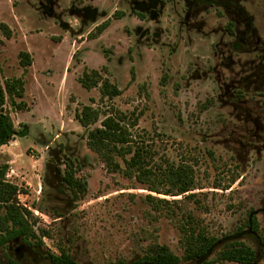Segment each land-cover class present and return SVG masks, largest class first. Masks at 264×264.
Segmentation results:
<instances>
[{
	"label": "rangeland",
	"instance_id": "1",
	"mask_svg": "<svg viewBox=\"0 0 264 264\" xmlns=\"http://www.w3.org/2000/svg\"><path fill=\"white\" fill-rule=\"evenodd\" d=\"M0 23L11 34L0 28V81L24 83L23 96L3 107L14 137L0 146V167L7 166L6 180L18 184L19 202L32 211L29 224L42 241L31 246L37 255L59 248L84 264H134L157 242L182 256L180 224L188 212L209 234L243 232L239 238L258 248L264 0H0ZM22 51L31 58L25 67ZM91 69L120 94L84 88L79 77ZM86 105L99 120L83 127L75 114ZM117 113L155 164L192 166L191 197L155 193L106 169L87 134ZM69 173L85 182L84 191L74 195ZM149 193L178 201L155 209L145 200ZM250 212L256 236L245 233ZM19 243L0 249V264L7 257L39 264L15 255ZM258 256L255 264H264L260 250Z\"/></svg>",
	"mask_w": 264,
	"mask_h": 264
},
{
	"label": "trees",
	"instance_id": "2",
	"mask_svg": "<svg viewBox=\"0 0 264 264\" xmlns=\"http://www.w3.org/2000/svg\"><path fill=\"white\" fill-rule=\"evenodd\" d=\"M105 25L106 22L102 23L99 31ZM230 25L228 26L229 31H231ZM0 28L6 32L7 37H10L11 34L6 24L0 23ZM19 56L24 67L31 63L28 52L22 51ZM79 82L86 89L99 86L101 95L105 97L112 98L120 94L118 86L102 76L97 69L85 70L79 77ZM23 84L21 78L8 79L4 84L0 81V146L7 144L14 137L12 122L3 107L8 100L15 105V98L23 96ZM17 105L21 108L20 104ZM75 117L81 126L88 127L99 120V113L86 105L76 112ZM125 119V114H109L101 120L100 126L88 131L86 143L102 160L106 169L123 172L127 177H134L138 182L146 185L149 191L155 193L191 197L192 194L189 192L192 191L195 183L192 166L184 162L155 164L149 149L132 137L130 123ZM6 169V165L0 167V248L17 239L28 240L29 238H35L33 245L39 248L42 243L41 238L35 234V230L29 224L32 211L19 202L20 187L6 180ZM65 181L74 195L84 191L86 187L85 182L71 173L66 174ZM160 185L164 187L163 190ZM145 200L155 209H161L164 206L169 209L172 203L178 201L172 202L152 193L147 194ZM26 226H29V230ZM246 227L245 233L257 235L258 220L253 212L249 213ZM180 230L182 232L180 239L183 248L182 256L172 252L165 244L153 242L135 260L134 264H180L182 262L188 264L218 262L255 264L259 258L258 250L264 255V237H259L257 249L239 238L243 232L219 238L201 227L190 212L183 215ZM41 234L44 236L47 232L42 231ZM49 254L52 264H83L63 250L61 254Z\"/></svg>",
	"mask_w": 264,
	"mask_h": 264
},
{
	"label": "flooded vegetation",
	"instance_id": "3",
	"mask_svg": "<svg viewBox=\"0 0 264 264\" xmlns=\"http://www.w3.org/2000/svg\"><path fill=\"white\" fill-rule=\"evenodd\" d=\"M17 241H18V239H17ZM25 241L26 240H20L19 239V242L20 243L18 244V247L14 251L15 252V255L18 258H21L22 260H24V259H29V260H32V261L33 260H37V263H39V264H52V260L50 258L49 252L47 253L46 251H44V252H41V254L37 255L38 252L32 249V247L34 248L35 246H33L30 243L25 242ZM4 247L5 246H3L0 249H3ZM57 250L59 251V254H61V251L63 249L57 248ZM4 264H24V263H22L20 261H17V260H14V259H12L10 257H7V259L4 260Z\"/></svg>",
	"mask_w": 264,
	"mask_h": 264
}]
</instances>
